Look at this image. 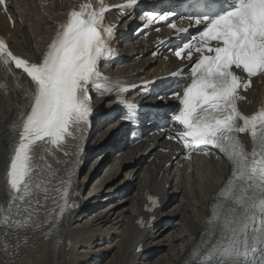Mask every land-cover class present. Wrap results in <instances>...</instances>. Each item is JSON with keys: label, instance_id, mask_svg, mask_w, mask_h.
<instances>
[{"label": "snow or ice", "instance_id": "1", "mask_svg": "<svg viewBox=\"0 0 264 264\" xmlns=\"http://www.w3.org/2000/svg\"><path fill=\"white\" fill-rule=\"evenodd\" d=\"M187 2V19L197 26L196 34L174 54L190 62V75L183 77L190 82L182 93H173L180 107L172 119L183 131L169 139H179L189 159L194 151L215 149L231 164L193 246L192 264H264V105L253 114L238 107L244 99L240 91L247 90L254 77L264 78V0ZM99 4L73 8L39 60L15 54L0 37V65L23 80L17 120L10 125L7 201L0 205V236L5 241L41 227L40 216L49 201L56 203L57 195L63 200L59 217L68 208L75 157L93 113L90 85L100 94L129 91L103 77L99 66L112 55L115 37L116 26L105 14L116 8L125 15L124 10L134 8L138 0ZM0 5L7 11L6 0ZM147 16L151 20L158 14ZM171 27L180 34L188 32L175 23ZM194 52L199 54L195 59ZM101 79L104 83L98 85ZM123 103L129 110L125 119H131L137 106ZM242 133L250 134L251 146L241 139ZM61 155L71 159H58ZM4 247L7 250L8 243Z\"/></svg>", "mask_w": 264, "mask_h": 264}, {"label": "bare ground", "instance_id": "2", "mask_svg": "<svg viewBox=\"0 0 264 264\" xmlns=\"http://www.w3.org/2000/svg\"><path fill=\"white\" fill-rule=\"evenodd\" d=\"M67 1L54 0L52 5L41 7L36 0H11L9 11L14 15L15 26L12 29L0 12V32L7 36L15 53L30 61L35 60L54 34L55 21L64 17L62 5ZM132 23L129 22L130 25ZM125 32V26L121 27L120 33ZM147 43L152 45V37ZM148 50L150 48L143 39H136L125 47L121 51L125 63L116 71L111 67L103 69L108 80L119 85L156 76L163 62L151 60ZM90 87L97 97L94 107L109 100L107 106L112 110L116 108V100L123 97L110 99L111 92L100 94L96 87ZM250 96L258 100L256 94L251 93ZM134 98L142 104L148 101L139 93ZM16 101L14 94L7 96L0 91V205L7 201L10 125L17 120ZM149 102L158 104L155 99ZM107 112V107L102 105L97 115ZM96 125L97 134L87 148L85 179L74 185L72 197L68 195L79 208L59 217L63 200L56 196V203L49 201L47 212L40 216L43 221L41 227L22 231L18 237L10 236L7 241L0 236V264H97L109 255L112 259L107 264H164L162 260L155 263L147 261L165 246L167 253L162 257L165 264H181L193 257L192 249L209 215L211 198L228 176L227 165L202 159L185 164L180 158L181 150L161 137L127 150L126 145H122V137L118 138L126 129L123 122L99 120ZM152 142L157 143L152 145ZM107 162L110 165L98 177L100 183L88 197L82 198L78 192L87 190L86 187ZM189 168H192L191 173H187ZM132 190L134 194L126 196ZM145 191L156 192L163 205L155 212L156 219L144 229H139L135 225V216L143 213L142 194ZM101 194L105 196L99 201L97 196ZM117 194L123 195L119 198ZM175 198L178 202L169 207V202ZM84 219L88 220L83 222ZM102 242H108L104 248H100L104 244ZM5 243L9 245L7 250ZM82 247L85 249L80 251Z\"/></svg>", "mask_w": 264, "mask_h": 264}, {"label": "rangeland", "instance_id": "3", "mask_svg": "<svg viewBox=\"0 0 264 264\" xmlns=\"http://www.w3.org/2000/svg\"><path fill=\"white\" fill-rule=\"evenodd\" d=\"M103 157H104V155H103ZM110 165V163L109 162H107L106 164H104L103 166H101V168H100V171H99V174H97V176L95 177V178H93V180L91 181V183L89 184V185H91V186H87L86 188H87V192L85 193V195H87V194H89V192L93 189V188H95L100 182H98V177L100 176V174H102V173H104V172H106L107 171V169H108V166ZM121 172H123V170L121 171ZM95 181V183L93 184V182ZM93 184V185H92ZM133 191V190H132ZM131 191H129V192H127L126 193V196H128V195H132V194H134V192L133 193H130ZM105 195L104 194H101L100 196H97L98 198H97V200H102V197H104ZM119 198H121V197H119ZM118 199V198H117ZM175 200H176V198H175ZM178 202V200H176V202L174 203V204H172L171 205V201L169 202V207L170 206H173V205H175L176 203ZM88 219H84L83 220V222H85V221H87ZM102 243H104V242H102ZM108 243V242H107ZM107 243H104L102 246H100V248L102 247V248H104L106 245H107ZM106 244V245H105ZM96 248V247H95ZM99 247H97V249H98ZM85 248H83L82 247V249L80 248V251H82V250H84ZM166 253H167V247L165 246V248L163 249V250H158L157 252H156V254H153L154 255V258L152 259V260H149V261H147V263H150V262H158V260H162V262L161 263H164L165 264V260L164 259H162V257L163 256H165L166 255ZM111 259H112V255H109V256H107V257H105L102 261H99V262H97V264H107L108 262H110L111 261ZM80 264H87L86 262H83V263H80ZM142 264V263H141Z\"/></svg>", "mask_w": 264, "mask_h": 264}]
</instances>
